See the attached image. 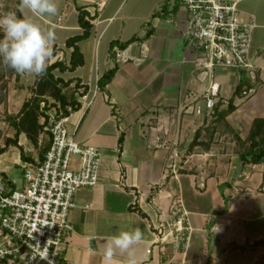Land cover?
<instances>
[{
	"label": "crops",
	"instance_id": "0c3cea01",
	"mask_svg": "<svg viewBox=\"0 0 264 264\" xmlns=\"http://www.w3.org/2000/svg\"><path fill=\"white\" fill-rule=\"evenodd\" d=\"M56 2L63 24L37 17L56 36L47 63L69 60L65 41L82 32L75 4L88 13L90 35L77 44L83 64L53 74L71 89L80 86L75 94L79 107L66 117V126L77 143L100 153L98 183L74 195L61 261L107 264L103 250L111 237L135 228L144 235L132 249L139 264H227L226 255L250 236L244 227L254 220L248 202L230 206L228 194L246 178L258 181L264 170V164L241 165L239 160L252 121L264 119V0L238 4L239 16L254 24L253 70L244 77L231 69L215 71L219 93L210 115L194 113L208 80H199L184 46L185 14L178 0ZM114 42L127 44L118 63L117 46L111 56ZM111 70L109 82L99 88L98 80ZM19 144L31 162L38 158L24 135ZM9 149L18 157L12 161L19 168L14 179L1 162ZM23 163L13 147L0 155V174L13 188L23 185ZM182 214L191 230L188 245H173L170 235L161 241L160 231ZM218 253L220 258H214ZM125 256L114 250L111 264H124Z\"/></svg>",
	"mask_w": 264,
	"mask_h": 264
},
{
	"label": "built area",
	"instance_id": "2783aa9c",
	"mask_svg": "<svg viewBox=\"0 0 264 264\" xmlns=\"http://www.w3.org/2000/svg\"><path fill=\"white\" fill-rule=\"evenodd\" d=\"M239 2L178 0L185 14L184 46L193 56L199 80H208L197 97L201 105H196V115L213 111L219 93V84L212 79L217 69L253 70L249 53L254 24L239 16ZM114 59L123 60L121 50L114 48ZM47 115L49 147L42 160L22 164V187L13 188L0 174V264H63L61 246L71 231L68 215L74 195L98 183L99 151L74 140L67 116L55 110ZM184 216L160 231L161 241L170 235L173 245H188L191 230Z\"/></svg>",
	"mask_w": 264,
	"mask_h": 264
},
{
	"label": "trees",
	"instance_id": "16d2710c",
	"mask_svg": "<svg viewBox=\"0 0 264 264\" xmlns=\"http://www.w3.org/2000/svg\"><path fill=\"white\" fill-rule=\"evenodd\" d=\"M75 8L77 22L82 32L67 38L65 41L66 48L71 49L68 62L53 61L47 63L46 71L40 76H35L34 84L30 88L29 98L22 102L15 114L4 116L3 120L13 129V135L5 138L3 145L0 146V155L9 147H13L17 149L21 161L31 162L30 154L25 153L23 146L18 142L20 135H24L33 149L37 150L38 160H42L50 144V133L46 129L48 116H45L43 122L39 120L42 113H45L42 109L53 108L60 116H68L78 109L79 103L75 99V94L80 86L76 84L75 88L71 89L67 82L55 77L53 74L55 70L71 72L83 64V57L77 44L89 37L91 24L84 7L75 4ZM16 11L18 15H21L20 9ZM116 46L119 50H122L127 44L118 45L117 42L111 44V56L113 55L112 49ZM112 74L113 70L107 72L98 80L99 88H103L109 82ZM242 85L238 86V93L241 92ZM229 111L230 108L227 112ZM242 144L244 145L243 150L239 154L241 165L245 163L253 165L264 163V119L257 118L252 121L249 133ZM140 214L143 216L141 212Z\"/></svg>",
	"mask_w": 264,
	"mask_h": 264
},
{
	"label": "rangeland",
	"instance_id": "374dc122",
	"mask_svg": "<svg viewBox=\"0 0 264 264\" xmlns=\"http://www.w3.org/2000/svg\"><path fill=\"white\" fill-rule=\"evenodd\" d=\"M16 10H19V0H0V15L8 11ZM61 10L62 9L59 7L55 16L44 17L51 24H63L65 17L61 14ZM22 12L25 16L29 15L27 10H22ZM58 16H60L61 21H57ZM34 19L43 29L47 30L37 17ZM50 26H48V28L52 30L53 28ZM247 72L249 71H239V75L244 77ZM34 80V75L18 74L6 64L0 62V146L3 145L6 137L13 135V129L3 120L4 116L15 114L19 110L22 102L29 98L30 88H32ZM42 106L43 104L41 103V107ZM42 110L45 113H42V117L39 118L41 122L45 120L44 118L48 116L47 114L49 112L54 111L53 108ZM46 129L48 130V125H46ZM17 159V153L14 152V149H9L1 161L3 165L12 169L7 172L8 177L12 179L15 177V175H13L14 170L19 169L12 163L13 160L17 161ZM73 159L76 160L77 157L74 156ZM1 166L2 165H0V167ZM259 174L261 175L258 177V181L251 180V178L247 180L246 178V180L243 181V185L232 188L230 195L228 194L227 198L231 202L230 206L232 204L237 206L238 204L248 202V208L254 220L244 227V230L249 233L250 236L244 238L241 245L234 247L226 255L227 264H264V170H261ZM213 257L220 258V254H214Z\"/></svg>",
	"mask_w": 264,
	"mask_h": 264
},
{
	"label": "clouds",
	"instance_id": "9594fccd",
	"mask_svg": "<svg viewBox=\"0 0 264 264\" xmlns=\"http://www.w3.org/2000/svg\"><path fill=\"white\" fill-rule=\"evenodd\" d=\"M19 9L27 10L28 16L8 11L0 15V62L18 74L42 75L47 68V59L52 54L55 32L46 30L35 22V17L55 16L56 0H19ZM144 239L139 229H123L115 233L103 250L107 264L114 258V250L126 253L124 264H139L132 251ZM41 258H46L41 256Z\"/></svg>",
	"mask_w": 264,
	"mask_h": 264
}]
</instances>
